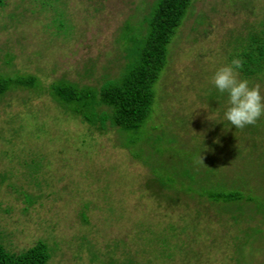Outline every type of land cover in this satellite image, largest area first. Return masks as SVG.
Wrapping results in <instances>:
<instances>
[{
    "label": "rangeland",
    "instance_id": "obj_1",
    "mask_svg": "<svg viewBox=\"0 0 264 264\" xmlns=\"http://www.w3.org/2000/svg\"><path fill=\"white\" fill-rule=\"evenodd\" d=\"M144 1L149 2L6 0L0 9V74H33L44 87L60 78L92 85L104 72L115 75L123 63L115 50L118 28L131 15L135 25L140 23ZM239 1H191V13L179 28L178 40L170 43L168 64L158 79L161 99L151 123L164 125L163 118L173 122L182 117L180 123L197 141L198 137L219 141L218 148L204 153L206 159H215L217 177L227 179L233 174L237 181L247 180L258 193L261 179L250 183L244 173L253 171L255 161L228 162L222 146L232 155L235 147L225 145L227 136L221 134V108L218 105L212 111L213 102L202 99L203 86L225 64L226 36L264 11V0H249V10ZM56 6L64 11L70 26L67 36L56 33L51 23V8ZM199 15L202 23H197ZM7 52L13 56L8 63ZM88 64L93 66L92 74L80 80ZM251 85H258L264 97V81ZM241 135L244 140L237 143L243 153L253 150L252 144L256 150L264 144L260 142L263 135ZM114 137L112 131L103 135L88 131L45 93L30 89L6 93L0 99V177L4 176L0 178V235L4 247L17 252L42 240L51 248L48 264H117L127 257L140 264H235L234 237H242L239 229L244 223L233 224L227 214L217 213L216 206L202 198L191 202L182 195L176 201L149 197L144 192L148 169L116 146ZM194 155L202 156L200 151ZM31 159L40 163L32 175L25 167ZM23 193L31 195L33 202L26 204ZM259 226L264 229V224ZM180 227L187 231L178 233ZM153 232L165 237L172 234L167 237L169 247L153 243ZM262 244L255 260L244 252L242 264H264Z\"/></svg>",
    "mask_w": 264,
    "mask_h": 264
},
{
    "label": "trees",
    "instance_id": "obj_2",
    "mask_svg": "<svg viewBox=\"0 0 264 264\" xmlns=\"http://www.w3.org/2000/svg\"><path fill=\"white\" fill-rule=\"evenodd\" d=\"M191 1H144L140 23L135 25L133 23L135 16L132 15L125 19L118 28L114 40L115 50L123 60L115 75L104 72L92 85L60 78L44 87L36 75L2 73L0 99L11 90H35L37 93L47 94L64 113L85 124L88 131L96 135L112 131L116 146L126 150L131 158L148 169L150 176L145 178L144 192L147 191L149 197L157 201L158 199L161 201L162 198L176 201L179 195H182L191 202H194L195 197L202 198L216 206L214 210L217 213L227 214L233 224L238 221L244 223L243 228L239 229L242 237L235 236L237 243L233 245L235 264H242L244 252L252 255L254 259L256 249L262 247L264 242V229L259 226L264 224V144L260 143L261 147L257 150L252 144L249 148L253 150L243 153L237 141L244 140L245 136H238L245 133L249 137L257 138L263 135L260 142L264 143V114L257 118L255 123L241 128L230 127L222 119L218 123L222 129V136H227L225 145L235 147L232 155L227 153L229 149L227 146H222L223 152H226L223 154L230 158L228 162L232 160L233 163L238 159L245 162L248 159L251 162L255 161L253 171L250 174L245 171L244 173L250 178V183L253 179H261L258 193L247 180L237 181L233 174L227 179L217 177L215 159H206L204 153L218 148L219 141H205L199 137L197 141L196 135L189 133L185 123H180L182 117L172 119L173 122L163 118L161 121L166 122L164 125L151 123L157 118L155 111L158 108L155 104L159 105L161 99L157 95L160 91L156 87L158 79L161 73H165L170 56V43L178 40L179 28L186 16L191 13ZM5 2L6 0H0V9L5 6ZM248 2L249 0H240L238 3L242 8L249 10ZM51 9L53 11L51 23L56 33L61 32L63 36H67L70 26L64 11L58 6ZM253 20L250 23L245 21L240 29L237 28L235 32H230L226 36V47L223 52L225 64L233 58L241 60L239 78L247 79L249 84L264 81V11L254 15ZM202 21L203 17L199 15L197 23ZM4 58L8 63L13 56L7 52ZM92 71V64L85 65L80 73V80L90 77ZM163 93L165 95V91ZM202 96L203 101L213 102L210 104L212 111L219 105L221 114L225 97L217 93L210 83L203 86ZM194 142H198V145L194 146ZM192 146L194 148L190 152ZM199 151L202 154L200 155L202 164L199 155H194ZM25 167L32 175L39 169L40 163L37 159H31ZM0 178L3 179L4 176ZM23 196L26 204L34 200L29 194L23 193ZM195 203L199 207V204ZM81 218L84 219L83 213ZM181 227L178 233L183 234L187 230L182 232ZM160 235L153 232L150 240L158 246L166 244L169 247L167 237L171 238L173 235L166 237ZM91 255L95 256L92 252ZM50 258L51 248L42 240H37L25 249L12 252L4 247L0 235V264H48ZM113 263L114 261L110 264ZM117 264L140 263L132 257H127Z\"/></svg>",
    "mask_w": 264,
    "mask_h": 264
},
{
    "label": "clouds",
    "instance_id": "obj_3",
    "mask_svg": "<svg viewBox=\"0 0 264 264\" xmlns=\"http://www.w3.org/2000/svg\"><path fill=\"white\" fill-rule=\"evenodd\" d=\"M241 63L239 58H233L217 67L210 77L211 86L225 97L221 119L233 128L253 124L264 114V97L258 85L250 86L247 79L239 78ZM199 160L201 163L200 157Z\"/></svg>",
    "mask_w": 264,
    "mask_h": 264
}]
</instances>
